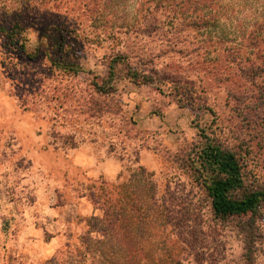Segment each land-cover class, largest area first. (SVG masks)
I'll list each match as a JSON object with an SVG mask.
<instances>
[{
  "label": "rangeland",
  "instance_id": "374dc122",
  "mask_svg": "<svg viewBox=\"0 0 264 264\" xmlns=\"http://www.w3.org/2000/svg\"><path fill=\"white\" fill-rule=\"evenodd\" d=\"M222 2L251 25L255 4ZM89 8L0 0V26L21 28L0 35V264H264V207L255 222L214 214L193 169L207 135L264 186L263 115L228 94L250 82L209 34L127 31L132 5ZM117 51L156 77L133 81L119 63L109 80Z\"/></svg>",
  "mask_w": 264,
  "mask_h": 264
},
{
  "label": "trees",
  "instance_id": "16d2710c",
  "mask_svg": "<svg viewBox=\"0 0 264 264\" xmlns=\"http://www.w3.org/2000/svg\"><path fill=\"white\" fill-rule=\"evenodd\" d=\"M82 1L90 6L92 15L98 16L105 12L113 14L120 8L128 11L132 5L134 19L132 24H125L127 31L138 33L167 30L181 34L185 30H195L209 34L206 35L208 45L219 46L227 61L226 65L234 67L237 75L252 85L247 89L234 81L236 85L228 90L229 96L241 105L249 100L242 109L247 112L257 110V114L263 115L264 126V0H243L245 4H255V15L251 25L240 24L239 27L236 21H231L232 16H235L234 11L223 4L222 0ZM223 18L228 22H222ZM20 29L17 23L10 30L0 26V35L14 38ZM119 63L126 70L125 75L133 81L147 82L156 77L154 73L144 70L145 63L141 57L117 51L108 63L109 80L112 79L115 65ZM72 67L75 72L78 70L76 66ZM106 84L94 82V87L99 92H107L111 86ZM204 137V145L197 156L198 163L193 169L198 172L197 177H203L202 182L214 214L223 218L245 215L251 218V222L257 221V215L264 207V186L247 183L245 154L243 156L241 152L223 145L216 138ZM105 214L109 216V209H105ZM109 225H112V221ZM107 228L105 224L101 231L105 233ZM117 238L121 243V234Z\"/></svg>",
  "mask_w": 264,
  "mask_h": 264
},
{
  "label": "crops",
  "instance_id": "0c3cea01",
  "mask_svg": "<svg viewBox=\"0 0 264 264\" xmlns=\"http://www.w3.org/2000/svg\"><path fill=\"white\" fill-rule=\"evenodd\" d=\"M2 115H4V117H5V115L8 116V115H10V111L8 112V109H7V112L5 111L4 113H2Z\"/></svg>",
  "mask_w": 264,
  "mask_h": 264
}]
</instances>
